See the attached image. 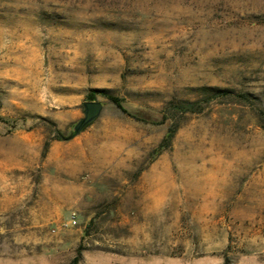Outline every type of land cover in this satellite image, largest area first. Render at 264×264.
I'll list each match as a JSON object with an SVG mask.
<instances>
[{
	"label": "rangeland",
	"instance_id": "1",
	"mask_svg": "<svg viewBox=\"0 0 264 264\" xmlns=\"http://www.w3.org/2000/svg\"><path fill=\"white\" fill-rule=\"evenodd\" d=\"M0 264H264V0H0Z\"/></svg>",
	"mask_w": 264,
	"mask_h": 264
},
{
	"label": "trees",
	"instance_id": "2",
	"mask_svg": "<svg viewBox=\"0 0 264 264\" xmlns=\"http://www.w3.org/2000/svg\"><path fill=\"white\" fill-rule=\"evenodd\" d=\"M205 92H211V95H206V97L201 101H179V102H173L169 105V108L167 109L169 113L172 115H178L179 113L185 114V113H196L201 110V103H209L211 100H214L215 98L220 97H228L231 95V93L227 90H221L217 88H207L204 89ZM206 93V94H207ZM102 95L106 97L108 100H110L117 108H119L124 114H127L130 117L138 118L137 115H134L130 111H128L122 104L121 100L115 96L110 95L107 91L104 90H92L88 96V100H94L96 95ZM210 94V93H209ZM245 97V96H244ZM88 126V125H87ZM86 126V127H87ZM84 127V128H86ZM58 132V131H57ZM177 132L176 125L171 126L167 134L163 140V142L158 147V154L162 151V148H164V144H170L172 139L174 138L175 134ZM73 135V134H72ZM56 139L60 140L59 137H56ZM48 145H46L47 147Z\"/></svg>",
	"mask_w": 264,
	"mask_h": 264
},
{
	"label": "water",
	"instance_id": "3",
	"mask_svg": "<svg viewBox=\"0 0 264 264\" xmlns=\"http://www.w3.org/2000/svg\"><path fill=\"white\" fill-rule=\"evenodd\" d=\"M82 107H83L84 117L76 123L74 127L75 135L80 133L84 129V127H86L87 125L92 123L95 119H97L103 110L102 103L96 101L84 102L82 104Z\"/></svg>",
	"mask_w": 264,
	"mask_h": 264
}]
</instances>
